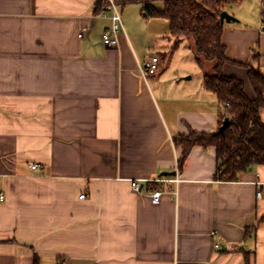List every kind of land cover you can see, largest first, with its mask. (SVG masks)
Returning a JSON list of instances; mask_svg holds the SVG:
<instances>
[{"label": "crops", "instance_id": "crops-1", "mask_svg": "<svg viewBox=\"0 0 264 264\" xmlns=\"http://www.w3.org/2000/svg\"><path fill=\"white\" fill-rule=\"evenodd\" d=\"M101 1L0 0V264H264V165L224 182L216 149L197 146L177 196L132 191L174 177V138L219 132L223 111L203 75L193 82L194 57L170 66L177 49L161 69L168 20L115 0L124 29L108 47ZM239 5L225 9L222 43L241 65L223 73L253 99L242 64L264 75V0ZM151 56L160 68L145 80Z\"/></svg>", "mask_w": 264, "mask_h": 264}, {"label": "trees", "instance_id": "trees-1", "mask_svg": "<svg viewBox=\"0 0 264 264\" xmlns=\"http://www.w3.org/2000/svg\"><path fill=\"white\" fill-rule=\"evenodd\" d=\"M155 1L121 0V3L140 4L145 17L169 21L170 39L173 41L169 54L183 42H188L194 60L203 72L204 89L217 96L222 108L221 126L225 119L230 120L223 133L191 131L188 135L175 137V146L181 148L179 168H182L194 147H214L219 161L217 177L224 182H235L241 173L264 165V124L260 116L264 108V75L256 63L242 64L248 69L249 82L255 93V98L251 99L245 92L242 80L223 73L225 65L241 64L226 56L220 17L227 6L243 0H159L163 8H157ZM35 264H38L37 259Z\"/></svg>", "mask_w": 264, "mask_h": 264}, {"label": "built area", "instance_id": "built-area-1", "mask_svg": "<svg viewBox=\"0 0 264 264\" xmlns=\"http://www.w3.org/2000/svg\"><path fill=\"white\" fill-rule=\"evenodd\" d=\"M103 11L110 12L112 14L111 20L112 25L109 29L105 30L102 39L106 46L112 47L117 43V34L124 29L121 11L119 5L115 0H102ZM160 68V58L158 56H151L149 59L145 60V62L139 66V72L143 79H147L149 76L155 75ZM32 170H39L40 165L34 164ZM179 165L177 166V170L175 172L174 177L166 178L161 177L152 181H141V180H133L130 182L131 189L136 194H144L149 196L151 202L153 204H158L161 200L163 194H172L177 196L178 194V186L181 181L180 173H179ZM149 186V193L143 191V186ZM85 195L81 196V199L85 198ZM257 197L261 198V192L257 193ZM5 201V195L0 193V202ZM217 249H221L220 245H216Z\"/></svg>", "mask_w": 264, "mask_h": 264}, {"label": "rangeland", "instance_id": "rangeland-1", "mask_svg": "<svg viewBox=\"0 0 264 264\" xmlns=\"http://www.w3.org/2000/svg\"><path fill=\"white\" fill-rule=\"evenodd\" d=\"M239 6H240L239 4L227 6L226 10L233 11L236 8H238ZM170 56L171 55L169 54V57L167 59L168 61L163 62L162 68H161L162 70H164L166 68L165 63L169 62ZM192 59H193V54L191 53V51L189 49L188 42H183L182 44H180L178 51L175 53L173 59L170 60L171 61L170 66L171 65L180 66L181 64H183L185 62L192 61ZM186 66H188V65H186ZM189 73H190V75L193 76V82H197V81L201 80V75H203V72L197 66L193 67L192 70L190 69Z\"/></svg>", "mask_w": 264, "mask_h": 264}, {"label": "water", "instance_id": "water-1", "mask_svg": "<svg viewBox=\"0 0 264 264\" xmlns=\"http://www.w3.org/2000/svg\"><path fill=\"white\" fill-rule=\"evenodd\" d=\"M233 20H234V18L231 15H229L227 12H223L221 14V17H220L221 23H224V21L230 22ZM229 124H230L229 118L225 119V121H224L223 125L220 127L218 133H223L225 131V129L229 126ZM166 175H170V174H166ZM172 175H174V173H172Z\"/></svg>", "mask_w": 264, "mask_h": 264}]
</instances>
